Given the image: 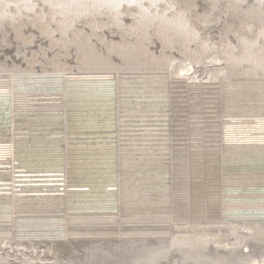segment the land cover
Returning a JSON list of instances; mask_svg holds the SVG:
<instances>
[{"label":"bare ground","instance_id":"6f19581e","mask_svg":"<svg viewBox=\"0 0 264 264\" xmlns=\"http://www.w3.org/2000/svg\"><path fill=\"white\" fill-rule=\"evenodd\" d=\"M254 3L260 24L243 26L242 52L226 41L217 55L177 0H0V25L27 13L67 44L79 19L92 29L82 42L112 24L134 41L111 51L161 64L107 67L82 51L77 71L0 75V260L69 264L52 260L99 245L145 262L264 264V0ZM149 29L186 61L210 51V65L188 76L148 49Z\"/></svg>","mask_w":264,"mask_h":264},{"label":"rangeland","instance_id":"374dc122","mask_svg":"<svg viewBox=\"0 0 264 264\" xmlns=\"http://www.w3.org/2000/svg\"><path fill=\"white\" fill-rule=\"evenodd\" d=\"M177 1L181 5L180 8L191 13L192 24L202 34L199 38L203 40L206 37L209 40L208 43L216 45L213 53L217 55L222 53V44L226 41L233 45L238 52H242L240 51L242 47L238 41V36L244 34L245 31L243 26L245 23H249L251 29H254L259 27L260 24L257 20V14L253 11L254 8H252V5L255 4V0H249V2L244 1L243 3H238L233 6H231L229 0H203L205 2H202L199 8H196V3L198 2L194 0ZM125 9L126 8H123V12ZM9 22L10 23L5 25H0V75H8L15 70H24L33 67L45 69L54 68L56 66H66L77 71L84 67L80 59L82 51H86V53H89L91 56L95 54L103 56L105 58L103 64L107 67H154L161 65L149 63L150 61L146 56L138 55L137 53L124 55L116 50L111 51L109 46L113 42L119 44L121 42L134 41L126 32L112 24L98 29L96 31L97 36L92 35L87 39V42H82L85 36L91 35L92 29L86 22L79 19L75 22L74 29L79 31L80 38H78V40H72L73 34H71L69 35L70 40L67 44H54L49 37L40 32V22L35 20L30 14L24 13L17 21H12V23L11 21ZM123 22L126 25L124 27H127V25L132 22V16H128L127 19L124 18ZM148 32L151 34V37L153 36L152 40L147 44L148 49L154 53L155 56L164 54L169 59L174 58L182 62L181 65L186 64L188 76H190L194 70L202 73V68L207 66V64L210 65V51L204 53L203 56L200 57L201 63L186 61L188 54L183 51L179 42H175L173 47L167 48L164 47L155 33V35H153V30L149 29ZM56 36L58 37V35ZM262 45H264V42ZM189 47L191 50L196 51L199 45L195 42L191 43ZM162 65L164 66V64ZM97 66H99V64H95V67ZM207 68H209V66ZM261 240L264 241V236L261 237ZM249 242L253 245L255 241L250 240ZM125 245L126 244H119L112 247H123ZM94 246L99 245H86L81 246L79 249L75 248L71 249V251L59 252V254H57L58 257L54 256L52 262H69V264H168V253L165 255L154 254L152 261L145 262L139 255H129L123 251L105 250V252H100L97 249L93 251L92 248ZM205 246L207 248L209 247L208 245ZM205 246L203 248H206ZM198 247L200 246L196 248ZM184 249H189V247ZM172 253L173 256H178L179 250H174ZM26 260L22 259L16 263L8 261V263H6L3 258L0 260V264H28ZM181 263L182 262H179V264Z\"/></svg>","mask_w":264,"mask_h":264}]
</instances>
